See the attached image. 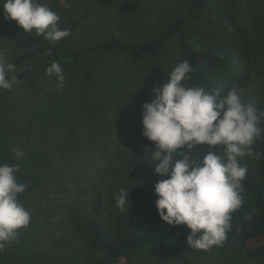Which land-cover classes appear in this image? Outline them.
Returning <instances> with one entry per match:
<instances>
[{"label":"trees","instance_id":"1","mask_svg":"<svg viewBox=\"0 0 264 264\" xmlns=\"http://www.w3.org/2000/svg\"><path fill=\"white\" fill-rule=\"evenodd\" d=\"M112 14L116 34L106 39L77 48L65 46L67 37L55 44L45 39L6 59L16 66V72L32 75L42 87L37 97L40 104L27 108L29 101L23 100L24 95L13 88L0 89V164L19 165L17 180L27 186L18 195L19 202L32 199V192L42 181L50 186L58 185L55 189L66 182L78 183V190L91 189L90 200L99 197L102 200L106 196L100 195L103 191L109 194L111 203L80 202L78 198L81 251L78 264H136L132 254L140 247H146L161 262L183 260L190 248L186 239L190 229L180 225L176 231L162 225L154 194V184L160 177L146 164L151 161L150 154L138 157L118 154L109 162L110 144L100 134V124L107 122L103 117V101L121 104L119 108L131 114L128 105L150 102L154 88L166 83L169 74L185 60L192 67L183 81L185 87L202 86L221 97L232 88L240 92L259 79L263 81L264 62L260 60L259 50L264 49V0H118ZM58 23L61 29L70 32L77 25L76 20ZM115 53L124 54L123 70L128 81L122 87L123 97H118L122 90L115 96L117 86L106 76L101 80L106 87L98 91L92 70V62H100L107 54ZM53 61L60 64L65 75L62 89L54 77L45 74ZM16 72L10 73L9 79ZM80 86L84 87L80 89ZM125 87H130L131 93ZM19 103L26 113L22 118L13 116L18 113ZM10 116L16 121L7 120ZM58 120L63 122L61 128L55 125ZM26 124L34 125L38 135L44 134L43 128L46 133L61 131L64 141H55L58 146L61 148L66 143V151L76 150L75 155L68 152L59 155L65 163L78 162V170L68 164L67 173L72 177H63L65 169L58 170L57 176L49 172L52 164L47 163L46 155L44 165L42 158L33 161L32 153L24 149L21 159L15 157L14 150L20 147L14 144L13 133L18 127L25 133ZM42 138H47L46 134ZM38 147L41 150L42 145ZM260 150L262 155L242 182L243 196L251 200L253 208L242 205L231 213L232 228L224 241L235 246L237 264L264 255V145ZM81 162L87 168H94L92 179L86 173H89L87 168L81 169ZM120 170L123 178L117 176L122 174ZM122 189H129L131 203L126 212L116 206L115 197ZM249 214L251 219L245 221ZM6 243L0 250V264H8Z\"/></svg>","mask_w":264,"mask_h":264},{"label":"clouds","instance_id":"2","mask_svg":"<svg viewBox=\"0 0 264 264\" xmlns=\"http://www.w3.org/2000/svg\"><path fill=\"white\" fill-rule=\"evenodd\" d=\"M5 17L24 32L41 36L52 44L70 35L59 26V15L39 0H0ZM192 67L187 60L169 74L167 82L154 88V98L142 104V136L153 142V171L160 179L154 184L155 208L161 221L169 226L190 229L187 244L191 249L208 251L221 245L232 228L231 213L244 204L242 182L248 168L245 157L259 159L257 141H264V111L255 101L242 100L237 88L226 95L210 93L202 86L185 87ZM16 66L0 50V89L8 90L13 80L9 74ZM45 74L64 87L62 67L53 61ZM207 145L203 157L195 150ZM222 146L221 151H212ZM17 159L25 154L17 148ZM19 165L0 164V250L6 242L16 240L18 230L30 223V213L18 200L26 190L16 173ZM129 189L115 197L121 212L130 207ZM245 221L251 215L244 217Z\"/></svg>","mask_w":264,"mask_h":264},{"label":"rangeland","instance_id":"3","mask_svg":"<svg viewBox=\"0 0 264 264\" xmlns=\"http://www.w3.org/2000/svg\"><path fill=\"white\" fill-rule=\"evenodd\" d=\"M117 1L39 0L40 3L46 4L52 11L59 15L60 22L77 21V25L71 30L70 35L65 40V46L70 48L88 46L106 39L111 35H115L112 13ZM42 40L45 39L41 36H36L35 32L32 34L24 32L15 21L7 19L2 8H0V50L6 51V59L29 50ZM259 53L261 56L260 60L264 62V49H260ZM123 57L124 54H107L100 62H92V70L95 74V83L98 91L102 89V86L106 87V83L101 82L102 78L106 76L114 82L115 87L117 86L115 96L118 90H122L123 92L119 93L118 97H123L124 89L122 87L128 81L123 70ZM13 77H16V79L13 80L11 88H13V91L19 92L18 94L24 95L25 99L23 100L26 102L29 101V104L27 106L25 105L26 108L31 105H39L41 101L37 97L42 87L40 81L21 70L17 71ZM262 79L263 81L261 79L257 82L255 81L249 89L240 91V94L242 100L245 102L249 100L255 101L256 107L264 111V76ZM82 87L84 86H80V89ZM130 89V87H125L128 93H131ZM256 92L258 93L257 95ZM103 102V117L107 122L100 124V134L110 144L107 149L110 154L109 162L114 161L115 155L118 154H129L131 156L135 155L136 157L151 154L154 151L153 142L148 141L142 136L141 106L143 103L138 101L134 105H128V109L131 110V114H129L124 109L119 108L121 104H114L113 101L111 103ZM22 106L23 104H18L16 110L18 113L14 114V117L18 116L22 118L23 115L25 117L26 113L22 110ZM8 118L7 120L16 121L11 116ZM59 118L60 116H58ZM55 125L61 128L63 122L58 120ZM45 126L46 124H44ZM261 127H264V119L261 120ZM27 128L25 133L24 130H20V127L15 130V132L18 130L16 133H13L16 138H14L16 147L32 153L30 156L33 161L37 157V161H40L42 158L41 165H44V156L46 155L47 163L49 162V165L52 164L49 168H46H48L49 172L53 171L54 175L57 174L58 170L65 169L66 171L63 173V177L70 176L67 173V169H70L68 164L72 165L73 169L77 168L78 170L77 161L65 163V161L59 158L60 152H68V154L75 155L76 151L74 149L66 151V143H63L61 148L58 146L60 145L59 143L64 141L61 131H58L59 133L56 131L46 133L45 128H43L47 138H42L44 134L40 133L38 135L39 130H35L34 125H27ZM126 129L128 130L127 132ZM78 138H81L79 134ZM39 139L42 141L41 144H39ZM55 141H59V143ZM38 145H42L41 150ZM263 145L264 141H257L253 146V150L261 153L260 148ZM25 146L26 148H22ZM42 150H44V153L41 152ZM195 150H198L200 156H203L209 148L207 145H200ZM211 150L221 151L222 146H216ZM256 161L257 159L249 157H245L242 160V163L246 164L248 168L246 178L250 175L249 172ZM146 164L150 165L148 167L151 171L153 169L151 167L153 166L152 161ZM80 166L83 171H86L87 167L85 163L81 162ZM87 169L89 173L87 171L86 173L92 179V176H94V173H92L94 168ZM120 171L122 174H117V176L123 178V170ZM47 175L48 178H52L50 174ZM63 177L58 178L57 181ZM57 186H50L48 182L42 181L36 190L32 192V199L20 202L30 213L31 219L30 223L18 232L16 240L6 243L8 264H78L81 257V254H79L81 251L78 234V198L80 202L105 201L103 203H111L110 196L103 191L100 195L103 197L106 196L102 200H100V197L90 200L91 189L84 187L78 190V183L75 185L66 182L55 189L54 187ZM116 186L120 187V185ZM243 206L245 208H253V204L249 198H244ZM161 223L167 229L173 228L177 231V226H169L163 221ZM196 252L197 250L189 248L184 253L185 259H171L166 262H161L150 255L146 247H140L133 252L132 257L136 264H237L235 260V246L231 243L223 242L219 246H213L206 252L207 254L197 255ZM245 264H264V255L255 260L247 261Z\"/></svg>","mask_w":264,"mask_h":264}]
</instances>
